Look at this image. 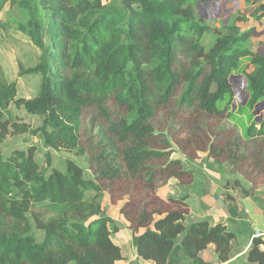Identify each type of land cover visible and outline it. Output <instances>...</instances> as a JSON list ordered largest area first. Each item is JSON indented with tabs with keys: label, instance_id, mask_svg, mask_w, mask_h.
<instances>
[{
	"label": "trees",
	"instance_id": "16d2710c",
	"mask_svg": "<svg viewBox=\"0 0 264 264\" xmlns=\"http://www.w3.org/2000/svg\"><path fill=\"white\" fill-rule=\"evenodd\" d=\"M243 1L257 4L250 14L253 21L264 19V0ZM6 5L9 11L20 13L17 28L44 50V65L37 69L43 70L45 79L39 96L26 100L16 98L15 84L5 83L0 76V140L9 130L26 131L27 126H19L11 115L9 107L14 105L44 115L39 132L47 147L74 150L80 147L83 108L96 104L103 110L105 101L113 97L125 115L117 122L109 114L105 116L109 122L106 134L112 137L105 145L113 153L99 157L103 170L109 175L116 173L114 142L120 144L123 161L119 167L135 177L146 192L145 201L134 205L128 200L109 199L115 206L122 202L119 213L132 234L137 257L152 264H215L200 255L213 246L217 264H235L229 263L235 235L225 226L189 222L185 196L158 197L155 179L173 178L189 186L194 178L181 160L170 159L168 140L161 148L153 145L166 136L156 134L151 121L155 101L166 104L183 84L181 105L212 117L226 113V120L234 127L241 125L240 136L216 152L217 158H211L214 146L208 150L214 161L210 170L227 172L219 159L222 153L230 154L231 146L239 151L243 142L246 146L242 151H246L256 138L264 141V124L257 129L252 115L255 105L264 99V55L252 54L247 47L253 30L240 33L234 24L223 27V34H217L206 49L200 43L206 26L197 18V0H0V13ZM181 48L189 55V65L179 74L174 65ZM241 57L249 59L254 71L244 72L249 100L236 114L231 110L234 94L230 79L234 72L240 73ZM241 115H247V124ZM256 149L250 161L233 154L226 162L233 168L232 174H239L254 188L264 187V157L260 145ZM34 155L30 148L27 153L15 152L5 162L0 160V217L7 213L3 195L17 188L23 191L26 207L34 201L44 204L51 214L35 218L44 238L38 242L30 236L0 233V264L121 261V248L111 239L118 227L102 208L99 186L86 180L83 169L72 160H67L65 172L53 169L45 177ZM153 167H160L158 173ZM234 185L240 187L238 181ZM89 190L96 194L88 199L85 192ZM261 246L260 238L252 240L244 264H264Z\"/></svg>",
	"mask_w": 264,
	"mask_h": 264
},
{
	"label": "rangeland",
	"instance_id": "374dc122",
	"mask_svg": "<svg viewBox=\"0 0 264 264\" xmlns=\"http://www.w3.org/2000/svg\"><path fill=\"white\" fill-rule=\"evenodd\" d=\"M110 0H105L108 2ZM240 1V0H239ZM238 0H197V18L202 20L206 30L202 35L200 43L209 49L214 43L217 34H223V27L226 28L232 24L238 26L240 33L251 31L252 35L247 44L252 54L264 55V19L255 22L250 18V14L255 10L257 4L238 3ZM238 19H244L241 21ZM21 20L20 13L17 9L9 11L8 5L0 13V76L2 81L7 84L14 83L16 88V98L35 100L41 91L45 76L43 70L37 69L44 65V50L39 48L35 41L25 33L21 32L15 22ZM238 21V22H236ZM48 44V39H46ZM239 72H234L231 77L232 91L234 100L231 105L233 113L239 114V108L243 107L249 100V92L246 91L247 82L244 78V72L250 74L254 71V66L248 58H240ZM189 65V55L185 49L181 48L178 53L174 70L182 74ZM241 66V67H240ZM183 91V84L178 85L174 94L166 104H159L155 101V116L151 121L155 133L164 134L166 139H158L160 142H154L153 145L161 148L164 140L170 142L169 151L172 152L171 160H181L186 170H192L193 178L196 183L203 181L205 174H212L210 165L214 164L211 158L217 156L215 153L225 146H229L236 137L241 134V125L234 127L233 124L226 120V113L220 116H208L195 107H186L179 102ZM9 110L13 119L19 126H27L24 133H15L9 130V133L0 140V160L5 162L14 156L15 152H25L30 148L35 151L34 159L38 165L39 172L47 177L53 169L65 172L67 160L77 163L84 171L86 180L94 181L101 191L102 208L109 215L118 227L117 232L111 233L112 241L121 248V261L115 264H149L139 262L135 247L132 241V234L127 228V223L123 221L120 215V206L112 205L109 199H122L131 201L132 204H138L145 201L146 192L142 190L135 177L129 176L123 166L120 168L121 158L120 144L114 142L116 147L114 163L117 166V172L109 175V171L103 170L102 160L99 157L101 153H113L105 145L106 139H112L106 134L109 122L105 117L109 114L112 121L117 122L125 115V110L116 103L113 97L105 101L103 110L96 104L85 106L82 111L79 126V145L80 147L67 151L64 149L54 150L47 147L44 143L43 136L39 132L44 121V115L41 113H30L25 108H17L10 105ZM105 111V112H104ZM246 112L249 113V110ZM253 120L257 122L256 128L260 129V124H264V99L255 105L252 112ZM240 116V115H238ZM243 123L247 124L246 116L241 115ZM106 134V137L104 135ZM252 144L247 145V150L242 151L246 146L243 142L239 144L240 150L229 148L230 154H221V163L224 170L229 176L233 168L226 164L229 156L252 158L256 152V146L260 145L264 157V141L256 138ZM215 148L213 156H208V150ZM255 146V149L252 147ZM245 155H242V153ZM111 156V157H114ZM100 160V163H99ZM104 163V162H103ZM161 164L162 162H157ZM264 166V162H263ZM152 167V166H151ZM161 167V166H160ZM160 167H153L154 173H158ZM214 168L218 169V166ZM157 170V171H156ZM223 174V173H221ZM127 177V178H125ZM141 180L142 177H140ZM193 179V180H194ZM208 180H204L205 188ZM156 190L163 188L167 180L157 178ZM155 184V185H156ZM159 184V185H158ZM234 182L227 183L225 189L234 187ZM32 186L29 187V190ZM183 192H188L189 186H182ZM180 190V187H178ZM17 188H12L9 193L3 195L6 204L7 213L0 217V233L11 234L17 233L22 236L33 237L38 242L44 238V232L38 230L35 225V218L44 219L51 214L49 211L31 201L26 207L24 195ZM157 192V191H156ZM95 191L85 192L89 199ZM150 199V196H149ZM25 206V208H24ZM137 207V205L135 206ZM203 259L214 260V254L211 248H208L203 255ZM217 264V263H216Z\"/></svg>",
	"mask_w": 264,
	"mask_h": 264
},
{
	"label": "crops",
	"instance_id": "0c3cea01",
	"mask_svg": "<svg viewBox=\"0 0 264 264\" xmlns=\"http://www.w3.org/2000/svg\"><path fill=\"white\" fill-rule=\"evenodd\" d=\"M242 2L245 3L243 0L238 3ZM212 174H205L200 183H196L194 179L192 184L187 187L188 190L191 186L193 189L186 193L182 191V186L185 187V185H180L173 178L167 180L166 185L158 189L156 193L162 200L185 196L190 209L189 222L208 221L212 226L218 224L225 226L228 232L235 235L229 263L244 264L246 251L254 238L262 240L261 248L264 250V187H252L251 183L239 174L230 176L216 172H212ZM204 180H208L206 188ZM235 181L239 182L240 187L233 184L234 187L228 190L224 188L227 183ZM208 248L212 249L215 259L204 260L216 264L214 247L209 246ZM204 252L200 255H203ZM145 263L152 264L151 262Z\"/></svg>",
	"mask_w": 264,
	"mask_h": 264
}]
</instances>
